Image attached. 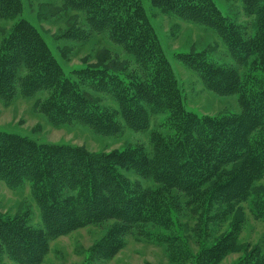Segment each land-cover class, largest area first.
<instances>
[{
  "label": "trees",
  "instance_id": "trees-1",
  "mask_svg": "<svg viewBox=\"0 0 264 264\" xmlns=\"http://www.w3.org/2000/svg\"><path fill=\"white\" fill-rule=\"evenodd\" d=\"M10 1L0 0V20L18 13ZM60 1L67 10L80 13L91 32L108 35L123 48L135 64L133 78L114 68L75 72L80 84L73 76L63 77L37 30L20 20L0 55V94L12 99L19 82L29 97L54 90L47 101L53 123L75 122L105 136H118L123 128L149 131L159 117L166 121L161 126L165 131L161 137L153 135L148 151L133 146L99 156L0 133V181L11 188L29 184L43 221L42 230H33L25 217L10 220L0 215V264L1 256L17 264H42L50 240L108 220L119 223L115 235L121 237L145 223L168 227L170 218L143 190L147 183L183 194L187 203H196L194 212L207 204L202 212H208L219 231L264 182V0H236L247 23L223 14L212 0H150V14L143 0ZM158 16L216 34L230 66L216 61L210 51L180 54L176 60L206 90L238 96L240 115L200 116L187 108L152 23ZM244 68L254 69L259 78H243ZM95 93H103L114 109L102 107ZM252 214L264 222L263 195L253 201ZM212 230L205 224L204 233ZM166 241L175 243L176 238ZM235 246L232 235L224 236L200 258L222 261L240 252ZM119 248L116 243L110 257ZM237 264H264V254L253 250Z\"/></svg>",
  "mask_w": 264,
  "mask_h": 264
},
{
  "label": "rangeland",
  "instance_id": "rangeland-1",
  "mask_svg": "<svg viewBox=\"0 0 264 264\" xmlns=\"http://www.w3.org/2000/svg\"><path fill=\"white\" fill-rule=\"evenodd\" d=\"M212 1L223 14L247 23L238 1ZM143 3L150 14V0H143ZM10 4L13 9L19 10L16 15L0 20V55L9 45L17 23L25 20L41 36L43 44L61 68L63 77L76 78L73 75L75 72L86 69L114 68L122 69L121 72L126 77L133 78L136 67L123 48L108 35L91 32L84 17L67 10L60 0H12ZM152 23L177 77L187 108L200 116L240 115L238 96H220L206 90L202 82L176 60L180 54L210 51L215 53L216 61L230 66L227 53L216 34L178 18L158 16L153 18ZM257 69L261 73V66ZM254 71L244 68L241 75L243 78L254 77ZM256 76L259 78L260 74ZM76 80L80 84L79 78ZM90 83L88 80L86 86ZM20 84L19 82L15 86L16 92L12 99L8 100L0 94V133L39 144L71 146L96 156L122 153L133 146H144L148 151L152 147L153 135L161 137L164 134L165 130L161 126L166 121L163 117L154 120L149 131L135 132L123 128L118 136L101 135L92 128L75 122L64 125L53 123L48 113L50 108L47 101L54 90H43L29 97L23 94ZM86 86L83 85L82 88ZM89 91L94 93L93 90ZM92 95L94 99H99L102 107L110 106L114 109L113 102L104 97L103 93ZM142 186L147 194L151 193L152 198H156L157 205L170 218L171 225L159 228L153 223H145L135 231L126 233L124 237L117 232L115 235L119 223L114 220L90 225L50 240L49 251L42 264H237L253 250L264 254V222L257 220L252 214L253 201L260 194L264 196V182L256 186L248 204L234 210L235 216L219 231L209 221L208 212H202L207 204L194 212L196 203H187L183 194L174 189L155 183ZM0 215L10 220H22L25 217L33 230L43 228L42 213L29 184L11 188L0 181ZM205 224L213 229L212 233L203 232ZM228 235H232L236 245L234 249L240 250L239 253L228 254L222 261L212 263L200 258L204 250H210ZM171 237L176 238L175 243L166 241ZM108 238V242L104 244ZM116 243H120V248L110 257ZM1 257L4 264H17L5 256Z\"/></svg>",
  "mask_w": 264,
  "mask_h": 264
}]
</instances>
